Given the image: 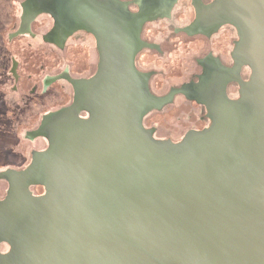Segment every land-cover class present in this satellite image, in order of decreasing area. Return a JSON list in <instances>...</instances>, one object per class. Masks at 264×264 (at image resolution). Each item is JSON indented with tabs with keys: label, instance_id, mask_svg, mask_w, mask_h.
Instances as JSON below:
<instances>
[{
	"label": "water",
	"instance_id": "1",
	"mask_svg": "<svg viewBox=\"0 0 264 264\" xmlns=\"http://www.w3.org/2000/svg\"><path fill=\"white\" fill-rule=\"evenodd\" d=\"M138 1L137 13L108 0L21 5L13 37L49 14L45 40L61 47L70 34L89 33L99 62L92 78L69 80L73 105L28 133L46 138L48 150L32 153L24 170L0 172L9 184L0 264H264V0H222L198 16L200 31L230 25L238 41L233 68L205 72L189 92L210 126L179 143L145 130L156 96L135 67L143 26L177 0ZM243 66L249 81L240 79ZM232 82L236 100L225 93ZM80 111L90 118L78 119ZM30 186L45 193L33 196Z\"/></svg>",
	"mask_w": 264,
	"mask_h": 264
},
{
	"label": "flooded vegetation",
	"instance_id": "2",
	"mask_svg": "<svg viewBox=\"0 0 264 264\" xmlns=\"http://www.w3.org/2000/svg\"><path fill=\"white\" fill-rule=\"evenodd\" d=\"M26 0L20 2V15L14 19L11 26V33L6 39L0 38V140L8 142L7 147L0 149V172L7 170L21 171L26 169L30 163L24 165V155L22 153H44L49 148V142L46 138H29L27 135L34 132L41 125L44 116L50 113L58 112L64 108L73 105L75 91L69 80H87L92 78L96 72L99 62V55L96 49V41L93 35L78 31L70 34L65 42L59 47L57 41L45 40L54 26V20L49 14H40L32 20L28 32L21 36L13 37L22 20L21 5ZM113 5L128 10L131 13L139 11L138 0H108ZM216 0H177L176 9L172 11L168 18L160 17L148 21L142 28L140 39L142 48L136 55L135 67L140 74L148 75L146 87L161 101L159 110L148 112L143 118V126L146 131L152 132V137L157 140L171 141L179 143L183 140L189 131H202L209 127L211 120L208 117V111L205 105L198 104L189 98L190 89L200 82L205 72L214 74L224 73L234 66L233 51L235 43L238 41L237 31L230 25H223L221 29L226 35L224 42L213 39L203 34L205 31H199L190 34L184 28V25L193 24L198 16L208 13V9L215 4ZM218 0L216 4L220 3ZM174 3V4H175ZM173 4V5H174ZM171 6V8L173 7ZM167 21L182 23L181 27L176 28ZM225 28L235 29L233 37L230 31ZM52 39V38H51ZM24 41L31 45L32 42L38 46L44 53V62L37 70L32 69L35 66L27 61L23 70L13 54L10 53V43ZM93 43L94 61L90 65H82L77 70H73L68 62L57 54H64L69 47L80 46L84 42ZM143 44L146 46L144 47ZM45 49V50H44ZM47 49V50H46ZM186 56L191 60L184 62ZM212 57V59H209ZM40 58V55H39ZM41 61V59H39ZM214 58V59H213ZM213 60L224 68L219 69ZM47 62V66L46 65ZM32 66V68H30ZM31 69V71H30ZM55 73L51 74V71ZM251 70L248 66H243L240 70V79L249 81ZM11 86V87H10ZM226 96L230 100L239 98V85L235 82L229 83L225 90ZM163 100H165L163 102ZM193 109L196 116V123L191 122L190 114L183 113L181 117H175L174 109L185 108ZM166 113L170 120H181L183 124L193 125L188 128L179 138L171 135L168 137H158V116ZM80 120H88L90 114L86 111L74 113ZM181 122V123H182ZM173 123V124H174ZM26 128V129H24ZM20 131H23L21 136ZM34 143L44 141L43 148H34L27 150L23 146L24 142ZM7 184L5 195L0 199L3 201L7 197L9 184L6 180L0 179ZM27 191L33 196H41L45 193L41 186H30ZM4 248V249H3ZM8 247L0 246L2 253L7 252Z\"/></svg>",
	"mask_w": 264,
	"mask_h": 264
},
{
	"label": "rangeland",
	"instance_id": "3",
	"mask_svg": "<svg viewBox=\"0 0 264 264\" xmlns=\"http://www.w3.org/2000/svg\"><path fill=\"white\" fill-rule=\"evenodd\" d=\"M21 1L22 0H0V38L6 39L8 34L11 33V30H12L11 26L14 22V19L20 15V2ZM217 1L218 0L215 1L214 5H217L216 4ZM176 6L177 5L175 4L173 8L167 13V15L163 17L168 18L169 16H171L172 11H175ZM167 22L175 26L176 28H183L181 27L182 23L180 22L179 23L170 22V21H167ZM184 28L188 30L190 34L200 32L197 19L196 21H194L193 24L184 25ZM221 29H224V28H222V26H219V25H213L205 29L203 34L213 39L212 42H214L215 39H218L224 42L226 39V35L227 34L229 35V33L227 32L225 34L224 32L221 31ZM225 29L227 31H230V33L234 37L235 29H232V28H225ZM143 46L145 47L146 45L143 44ZM2 47L3 46L0 45V50ZM9 47H10V53L14 55L17 61H19L20 66H22L23 70L25 69L24 64L27 63V61L31 62V64L35 66L34 68H32L31 66L30 68L37 70L39 65L43 63L45 60L44 56L42 55L44 51L40 50L39 47L48 49V47L38 46L34 42H32L31 45H28V43L24 41L10 43ZM93 47H94L93 43L87 41V42H84L83 44H80V46L78 47L77 46H73L72 48L69 47L64 54L62 53L60 55L56 53V56L58 59H61L62 57L66 65H68L67 63L69 62L71 64L70 66L75 71L80 66L84 64L88 66L92 63V61H94L93 59H95V55L93 54ZM39 55H40V58H39ZM38 58L41 59V61L38 60ZM209 59H212V57H209ZM190 60L191 59L188 56H186L184 62H187ZM216 62L217 61L213 60V63L216 64V66L219 68L220 65ZM47 65L48 64L46 62L45 66ZM53 73H55V70L51 71V74ZM164 101L165 100H163V102ZM160 106H161V101L158 100L156 97L153 110H159ZM189 107L190 108H185L184 111H182L181 109L179 110L174 109L173 111L175 114L173 115L175 117L179 116L182 118L183 113L188 112L191 117V122L196 123V125H198L196 121V116L194 115L193 110H192L193 108L191 106ZM169 116L170 115L163 113V115L157 117V120L159 119V125L157 126L158 127V133H157L158 137H168L169 135H171L174 138H177V137L179 138L181 135H183V133L187 131L188 128L193 126L190 124H183L181 120H178L179 122L174 123L177 120L174 118L173 120L174 122H173L172 120H170ZM149 132L152 135V132L151 131ZM23 133H24L23 131H20L21 136L23 135ZM8 145H10L8 144V142L0 140V149L3 147H7ZM44 145H45L44 141H36L34 143H28L25 141L23 144V146L27 150L34 149V148H42ZM1 154L2 153H0V155ZM22 154L24 155V160H25L24 165H25L31 159V154L30 153H22ZM6 189H7V184L4 181L0 180V199L4 196Z\"/></svg>",
	"mask_w": 264,
	"mask_h": 264
}]
</instances>
